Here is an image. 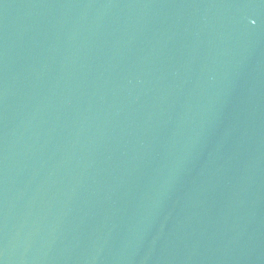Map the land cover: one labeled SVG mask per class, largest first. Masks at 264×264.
<instances>
[{
  "label": "water",
  "instance_id": "95a60500",
  "mask_svg": "<svg viewBox=\"0 0 264 264\" xmlns=\"http://www.w3.org/2000/svg\"><path fill=\"white\" fill-rule=\"evenodd\" d=\"M0 264H264V0H0Z\"/></svg>",
  "mask_w": 264,
  "mask_h": 264
}]
</instances>
